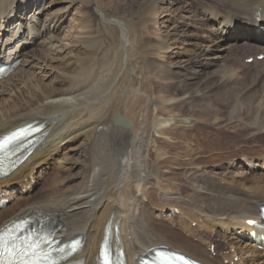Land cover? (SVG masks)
<instances>
[{"label": "bare ground", "instance_id": "6f19581e", "mask_svg": "<svg viewBox=\"0 0 264 264\" xmlns=\"http://www.w3.org/2000/svg\"><path fill=\"white\" fill-rule=\"evenodd\" d=\"M73 1H68L62 13L40 20L46 10L43 0H0V31L7 33L0 34V55L4 63L21 59L0 81V138L32 123L43 127L35 145L20 155L23 161L0 178V200L15 198L0 209V227L29 216L35 223L48 218L56 224L57 240L82 238V249L74 258L82 264H99L103 244L116 255L123 252L126 264H139L140 255L155 246L178 250L205 264H230L233 257L238 258L233 264H263L264 251L259 247L264 245L249 236L252 231L257 236L262 231L245 223L258 220L264 206V60L257 61L259 54L264 55V36L259 37V30H264V0H204L199 4L141 0L137 22L132 20L133 11L123 15L130 16L125 20L100 9L103 0H90L95 19L89 15L72 18L65 33L64 17ZM176 1L181 4L179 13L172 9ZM170 18L183 24L166 27ZM101 27L112 31L114 43H104ZM148 29L161 34L158 40L151 39ZM240 40L255 52L252 71L244 63L235 68L226 61ZM149 46L158 47L161 59L170 62H161L169 79L176 75L173 67L190 75L191 82L187 77L181 80V98L172 95L168 104L193 98L189 104L197 107L213 94L225 104L226 119L197 124L190 118H161L163 111L153 96L157 88L149 87L153 77L144 69L138 72L153 62L145 59ZM233 52L232 60L236 57ZM249 56L243 57L247 60ZM94 59L100 63L97 72L90 71ZM202 77L201 94L195 98L190 89ZM108 89L116 94L122 90L117 102L112 100L118 104L124 98L123 107L109 106ZM57 115L63 119L56 122L58 118L52 116ZM213 126L232 129V133L239 128L242 136L228 139V146L219 139L221 131L219 136L203 132L204 127ZM195 131L198 133L193 134ZM108 141L110 154L105 148ZM225 152L231 153L226 156ZM87 156L94 159L90 168L83 165ZM231 158L244 161L242 177H230V162L223 165ZM98 161L115 167L116 187L96 190L102 174ZM50 162L70 171L78 169L81 175H69L66 182L72 191L68 187V193L46 192L42 198L31 199L29 183ZM179 175L190 185L184 197V190L175 185L171 191L164 190L172 183L170 178ZM53 176L58 177V172ZM172 210L178 213L172 223L176 221L179 231L189 238L162 220L163 216L170 218ZM212 235L221 242L214 257L209 252L215 243ZM221 247L228 254H221Z\"/></svg>", "mask_w": 264, "mask_h": 264}, {"label": "rangeland", "instance_id": "374dc122", "mask_svg": "<svg viewBox=\"0 0 264 264\" xmlns=\"http://www.w3.org/2000/svg\"><path fill=\"white\" fill-rule=\"evenodd\" d=\"M68 1L69 0H43V2H44V4L46 5L45 7H46V10H45V12H44V14H42V16H41V19L40 20H43L44 18H46V17H48V18H51V17H54L56 14H58V13H62L63 12V9H64V6L65 5H68L67 3H68ZM89 1L90 0H85V2L83 1H80V0H75V1H73V3H72V5L71 6H73L68 12H67V14L65 15V17H64V24H63V30L65 31V33L68 31L66 28L68 27V23L70 22V20L72 19V18H77L78 20H81V18H83V17H85L86 15H89L90 16V18H92V19H95V14H93L94 13V7L92 6V5H90L89 4ZM143 2H144V0H142ZM141 0H103L102 2H101V5L99 4V8L101 9L102 8V10H104V11H107V12H110V13H112V12H114L115 14L117 13V15H119V16H121L122 18H124L125 20H129V18H130V16H126V17H123V15H125V14H127V15H131V12L133 11L134 13H136V10L139 8V6H140V3L142 4L143 2H142ZM185 1H187V2H191V3H194V2H196L197 4H199L200 2H202V1H204V0H185ZM208 3H210V1H207ZM212 2H214V0L212 1ZM176 4V5H175ZM176 7V8H175ZM180 7H181V4L178 2L177 3V1L174 3V6L172 7V9H175L176 10V12H180V11H178L179 9H180ZM179 8V9H178ZM178 9V10H177ZM58 10V11H57ZM62 10V11H61ZM129 11V12H128ZM132 12V13H133ZM175 12V13H176ZM129 13V14H128ZM133 13V14H134ZM177 13V14H178ZM44 16H46V17H44ZM63 16V15H62ZM164 19V18H163ZM171 20L166 24V27H170V28H172L173 27V24H175L174 26H178L179 27V25H181V24H183L182 22H181V20L179 21V20H177V19H173V18H170ZM134 22H137V20H138V14L136 13V16H133V19H132ZM162 20V19H161ZM160 20V21H161ZM173 21V22H172ZM132 22V21H131ZM160 23V22H159ZM181 23V24H180ZM172 24V25H171ZM161 27V26H160ZM162 28V27H161ZM99 29V28H98ZM164 30H165V28H164ZM164 30H163V28H162V31L164 32ZM100 31H102V33H103V38H104V43H107V44H112V43H114L115 42V37H114V35H113V33H112V31L109 29V28H104V27H101V29H100ZM189 31H192V30H189ZM149 32V33H148ZM6 32L5 31H0V34H5ZM159 33H161V32H159ZM7 34V33H6ZM147 34H149V36H151V39L152 40H154V41H156L155 39H157L158 40V36H160L161 34H157V33H155V32H153V33H151V31H149V29L147 30ZM158 35V36H157ZM262 35L264 36V30L262 31ZM155 39H154V38ZM234 37H236V36H234ZM255 40H257V39H255ZM257 41H254V43H256ZM253 43V44H254ZM246 44L244 43V41L243 40H240V41H238L233 47H234V49H232L228 54L229 55H227L228 57H227V59H226V61L230 64V65H233L235 68H237V66H240V65H243V63L244 64H247L246 65V67H245V69H249V70H253L254 69V59H253V62H251V63H247L245 60V56H247V55H251V56H249V57H254V55H252V52H253V50L250 48V47H246L245 46ZM249 46H251V45H249ZM237 47V48H236ZM240 47V48H239ZM245 48V49H244ZM149 50H150V52L148 53V55H147V57H145V59L146 58H148V59H146V60H150L152 63H151V66L150 65H145V67H143V68H141L138 72H142L143 73V71L145 70V74L146 75H148V77L150 78H152V80H153V82L151 81L149 84H150V86L149 87H151V86H153L152 88H154V89H156L155 90V95H153L154 97H156L155 98V101L157 102V103H159L158 104V106L160 107V109L163 111V113L162 114H160V117L161 118H166V117H172V118H174V119H177V120H186V119H191V120H196V122L195 123H204V124H207V121L208 122H212V120H213V118H219V117H221V118H225L226 119V117H227V111H226V108H225V104L224 103H221L220 102V100H218V97L217 96H214L213 94L212 95H210L207 99H205L203 102H201L200 104H201V106L200 105H197V107H195V106H192V105H190L189 103H193V98H191V99H188V100H182V103L180 104V103H170V104H168V99H169V97L170 96H175V97H177V98H179L180 96H182L183 95V92L182 91H180V90H182V89H180V86L182 85V83H181V80H183L184 78H186V80H187V82H191V79H190V75H188V74H186V73H183L182 71H180L177 67H173V71L175 70L176 72H174V73H176V75H173L174 77H173V79H169V76H168V73H166L165 71V69H167V67H166V65L164 66V65H162V63H170V62H165L164 60H163V58L161 59V56H159L160 55V53H161V51L158 49V47H156V46H149V48H148ZM156 50V51H155ZM151 51H154V53L152 54L151 53ZM232 51H236V52H233V53H236V57L232 60V57H231V52ZM159 54V55H158ZM136 56H139L137 53L135 54ZM63 57H64V55H62ZM148 56H150V58L148 57ZM244 56V57H243ZM231 57V58H230ZM240 57V58H239ZM157 58V59H156ZM237 58H239V60H237ZM137 59V58H136ZM95 60V59H94ZM138 60V63L140 62V59H137ZM163 60V61H162ZM96 61V60H95ZM94 61V64H93V68L92 69H94V70H90V71H92V72H97L98 71V68H99V65H100V63L98 62V64H97V61H98V58H97V61L95 62ZM156 61V62H155ZM245 61V62H244ZM162 62V63H161ZM235 63V64H234ZM97 66H96V65ZM153 64V65H152ZM95 65V66H94ZM162 65V66H161ZM97 67V68H96ZM96 68V69H95ZM165 68V69H164ZM144 69V70H143ZM162 69V70H161ZM164 69V70H163ZM97 70V71H96ZM142 70V71H141ZM180 72H179V71ZM150 71V72H149ZM245 71V70H244ZM91 72V74L93 75V73ZM206 73H209L208 71H205ZM88 74V73H87ZM91 74L89 75V76H91ZM185 74H186V76H185ZM157 75V76H156ZM182 75H184L183 77H182ZM79 77H83L82 76V73H80L79 75H78ZM85 77V76H84ZM177 78V79H176ZM180 78V79H179ZM183 78V79H182ZM188 78H189V80H188ZM83 79V78H82ZM205 78H203L202 77V79L201 80H199V79H197V80H199V81H195L196 83H194L193 81V83L195 84V86H194V84L192 83V88L190 89V91H191V93H192V95H193V97H195V98H197V97H199V95L201 94L199 91H200V89L201 88H199V86L201 87V85H202V82L203 81H205L204 80ZM216 80V78L215 77H213V81H215ZM202 81V82H201ZM212 81V82H213ZM181 84H180V83ZM199 82L201 83L200 85H199ZM212 82H211V84H212ZM155 83V84H154ZM73 82H72V84L71 85H68V86H70L71 87V89H69L70 90V92H72L73 90L72 89H74V87H72L73 86ZM153 84V85H152ZM191 84V83H190ZM160 85H161V87H160ZM163 85V86H162ZM210 85V84H209ZM112 87L111 88H113V86H114V83L111 85ZM170 86V87H169ZM171 86H173V87H171ZM198 86V87H197ZM160 88V89H159ZM165 88V89H164ZM154 89H152L153 91H154ZM174 89V90H173ZM198 89H199V91H198ZM66 90H68V89H66ZM68 90V91H69ZM162 90V91H161ZM195 90V91H194ZM25 91H27V89H25ZM25 91H23V93H24V100H26V92ZM108 91H109V89H108ZM122 90H120L119 92H121ZM172 91V92H171ZM13 92V90L10 92V93H12ZM116 92L117 91H113V93H110V91L108 92L110 95V97H109V100L110 101H113L112 100V98H116V102H117V94L119 93H117L116 94ZM170 92V93H169ZM10 93H7V95H8V97H10V95H12V94H10ZM168 93V94H167ZM196 94V95H195ZM114 95H115V97H114ZM169 95V96H168ZM168 98V99H167ZM181 98V97H180ZM188 98V97H187ZM167 99V100H166ZM18 101H19V99H18ZM109 101V106H111V107H113L114 105H116L117 106V108H118V105L120 104V103H122V102H124V98L123 99H121V101H119V103L117 104L115 101H113V102H110ZM166 103V104H165ZM168 104V105H167ZM180 104V105H179ZM171 105V106H170ZM120 106L121 107H123L121 104H120ZM173 106V107H172ZM202 107V108H201ZM193 111V112H192ZM199 111V112H198ZM209 111V112H208ZM198 112V113H197ZM171 113V114H170ZM191 113H193L194 114V117H193V114H191ZM77 114H79V111L77 112ZM166 114V115H165ZM198 114V115H197ZM81 116H87V115H81ZM54 119L55 118H58V119H55V121L56 122H58V121H60V120H62L63 119V117H61V116H59V115H57V116H52ZM196 117V118H195ZM164 118V119H165ZM204 120V121H203ZM222 126H219V127H216V126H213V127H207V128H203V132H205V133H207V134H209L210 135V133H211V135H213V134H216L217 133V135L219 136V134L221 135V136H219V139L221 140V142L223 143V144H226V145H230V144H227L228 143V141L229 140H233L234 138H236V137H240V136H242V134H241V132H240V130H239V128L236 130V133H232V129H228V128H225V127H222ZM213 130H212V129ZM216 128H219V130L218 131H216L217 129ZM225 128V129H224ZM207 129H211V130H206ZM224 130V131H223ZM213 131H216V132H214L213 133ZM221 131V132H220ZM223 131V132H222ZM225 131H227V132H225ZM196 133H194L193 132V134H197L198 132L197 131H195ZM220 132V133H219ZM231 132V133H230ZM233 132H235L234 130H233ZM222 133H224V134H222ZM226 133H228L227 135H226ZM223 135H226V136H223ZM236 135H239V136H236ZM230 136V137H229ZM231 136H233V137H231ZM224 137H225V140H224ZM227 137V138H226ZM229 137V138H228ZM229 139V140H228ZM109 142L110 141H108V142H106V145H105V148L107 149L106 150V153L107 154H110V144H109ZM226 142V143H225ZM111 143V142H110ZM231 143V142H230ZM95 147H94V144H93V149H94ZM184 148V147H183ZM182 148V149H183ZM109 149V150H108ZM230 153L231 152H225L223 155H226V156H228V155H230ZM69 158H71V156H72V153L71 152H69ZM94 154V153H93ZM95 155V154H94ZM94 155L92 156L93 158H94ZM92 157H86L85 158V161H84V163H83V165H85V168H87L88 166H89V168H90V166L92 165V164H94L93 163V158ZM87 159V160H86ZM93 159V160H92ZM90 161V162H89ZM88 162V163H87ZM228 162H230L229 164H230V167H231V170L234 172H231V175H230V177L232 176V177H234L235 175H237L238 177H242L243 175H241V174H243L244 172H242V167H244V165L242 164L244 161H242L241 159H237V158H234V159H232L231 158V160H226V161H224L223 162V165H225L226 166V164L228 163ZM58 164V163H57ZM98 164H100L99 163V161H98ZM100 166L102 167V170H101V179H100V181L98 180V183L99 184H96L95 185V188H97L96 190H98V191H103V190H106V188H114V187H116L115 185H117L116 184V181H115V174L114 173H117L115 170V167H110V166H108V164H106V165H102V164H100ZM106 166V167H105ZM246 167H247V165H245ZM47 167H48V169H47ZM46 168H44L43 169V171H41V173H38L37 174V178L35 179V180H32L29 184L31 185V187L33 188V191H32V195H31V199H39V198H42L43 196H44V194L46 193V192H55V193H61L63 190L64 191H66L67 193L68 192H70V191H72V189L70 188V186L68 185V183L66 182V181H68V179H69V177L71 176V175H75V174H77L78 173V175H81L79 172H80V170L79 171H76V170H78V169H75V171H70V170H67L66 168H63L62 166H57L56 164H53L52 162H50L49 163V165L47 166ZM104 167H105V169H104ZM107 167H109L108 169H107ZM41 168H43V167H41ZM113 168V169H112ZM109 169H110V171H112V172H110L109 171ZM36 170H39L40 171V169H36ZM58 170H60V171H58ZM107 170V171H106ZM53 171V172H52ZM69 171V172H68ZM264 171V170H263ZM55 172L57 173L58 172V177H55V176H53V177H51L52 175H54L55 174ZM62 172V173H61ZM71 172V173H70ZM110 172V173H109ZM52 173V174H51ZM73 173V174H72ZM100 173V172H99ZM107 173V174H106ZM250 173L252 174L253 172H251V170H250ZM41 174V175H40ZM44 174V175H43ZM109 174V175H108ZM112 174H113V176H112ZM70 175V176H69ZM41 176V177H40ZM42 176H46V177H42ZM49 176V177H48ZM106 176V177H105ZM40 177V178H39ZM51 178V179H50ZM58 178V179H57ZM60 178V179H59ZM106 180H105V179ZM114 178V179H113ZM39 179V180H38ZM48 179V181L49 180H51V181H46ZM55 179H56V181H55ZM62 179H63V181H62ZM60 180V181H59ZM108 180V181H107ZM170 180L172 181V183L171 184H169V182L165 185V187H164V190L165 191H171V189H173V187H174V185L176 186V187H180V189L181 190H184L183 192H182V195H181V197H184L185 195H186V192L188 191V188H189V182L186 180V177L184 176H182V175H179L176 179H172V178H170ZM62 181V182H61ZM102 181V182H101ZM33 182V183H32ZM52 184H51V183ZM101 182V183H100ZM106 182V183H105ZM235 182H236V178H234V180H233V184H235ZM40 183V184H39ZM44 183V184H43ZM65 183V184H64ZM107 185H105V184ZM110 183V184H109ZM60 184V185H59ZM64 184V185H63ZM48 187H47V186ZM105 187H104V186ZM64 186V187H63ZM67 186V187H66ZM70 189H69V188ZM44 188V189H43ZM52 188H54V189H52ZM79 188H81V187H79ZM99 188V189H98ZM101 188H103V189H101ZM49 189V190H48ZM56 189V190H55ZM68 189L70 190V191H68ZM45 191V192H44ZM44 192V193H43ZM43 193V194H42ZM34 194V195H33ZM19 195H21V194H19ZM192 196V195H191ZM30 199V200H31ZM14 201H15V199H14ZM13 202V201H12ZM12 202H11V204H12ZM172 218L173 217H170V218H167V217H165V216H163V219L162 220H164L167 224H169V227H171V228H173L174 230H177L179 233H181V235L182 236H184L185 238L187 237V238H189L188 236V234H186V235H184L182 232H180L179 231V229H178V227H177V222L176 221H174V223L175 224H173L172 223ZM46 221H48V218L46 219ZM50 222V221H49ZM195 225L194 224H192L191 225V227H194ZM192 238H194V237H192ZM204 240H205V238H206V236L204 235L203 237H202ZM211 238L214 240V242H215V245H212V248L213 247H215V246H217V244H221V242H219V238L218 239H216L215 237L213 238V235L211 236ZM197 240L194 238L193 239V242H196ZM213 242V243H214ZM207 245V244H206ZM219 251H221L220 253H222V254H224V253H228V251L226 250V248H222L221 247V250L219 249ZM235 261H237V260H235ZM234 261V262H235ZM224 264H228L227 262H225ZM264 264V263H263Z\"/></svg>", "mask_w": 264, "mask_h": 264}, {"label": "snow or ice", "instance_id": "6c2138e0", "mask_svg": "<svg viewBox=\"0 0 264 264\" xmlns=\"http://www.w3.org/2000/svg\"><path fill=\"white\" fill-rule=\"evenodd\" d=\"M38 248L39 245H29L25 249L9 248L7 242L0 236V264H42L43 260L48 259V254L45 253L39 259H35L39 255L36 251Z\"/></svg>", "mask_w": 264, "mask_h": 264}, {"label": "water", "instance_id": "95a60500", "mask_svg": "<svg viewBox=\"0 0 264 264\" xmlns=\"http://www.w3.org/2000/svg\"><path fill=\"white\" fill-rule=\"evenodd\" d=\"M114 121L117 123V121H120V120L118 119V117H116Z\"/></svg>", "mask_w": 264, "mask_h": 264}]
</instances>
